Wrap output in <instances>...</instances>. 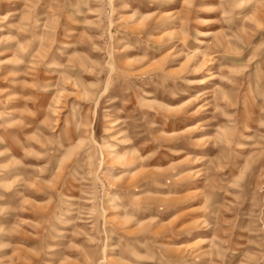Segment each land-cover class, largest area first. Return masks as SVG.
<instances>
[{"label":"rangeland","instance_id":"374dc122","mask_svg":"<svg viewBox=\"0 0 264 264\" xmlns=\"http://www.w3.org/2000/svg\"><path fill=\"white\" fill-rule=\"evenodd\" d=\"M0 264H264V0H0Z\"/></svg>","mask_w":264,"mask_h":264}]
</instances>
